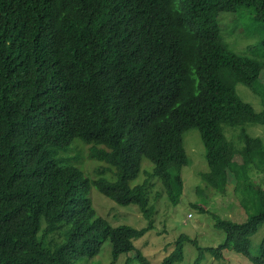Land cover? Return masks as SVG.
I'll return each mask as SVG.
<instances>
[{
  "label": "trees",
  "instance_id": "1",
  "mask_svg": "<svg viewBox=\"0 0 264 264\" xmlns=\"http://www.w3.org/2000/svg\"><path fill=\"white\" fill-rule=\"evenodd\" d=\"M242 5L264 20V0H0V264H76L106 240L113 262L135 250L138 264H152L134 241L155 228L152 178L173 204L181 199L189 128L200 131L201 176L215 190L264 171V141L245 127L264 125V108L236 90L240 82L258 92L264 63L231 49L219 23ZM223 124L242 125V146ZM78 139L113 167V181L102 174L108 167L91 180L70 162ZM144 159L153 166L144 169ZM92 185L137 205L147 224L112 225L97 213ZM255 196L260 210L245 221L214 214L222 243L201 247L180 233L161 264L182 261L185 242L198 247L195 264L225 249L264 264V237L258 255L250 251L264 223V185ZM65 226L66 240L47 245Z\"/></svg>",
  "mask_w": 264,
  "mask_h": 264
},
{
  "label": "rangeland",
  "instance_id": "2",
  "mask_svg": "<svg viewBox=\"0 0 264 264\" xmlns=\"http://www.w3.org/2000/svg\"><path fill=\"white\" fill-rule=\"evenodd\" d=\"M219 23L222 34L231 49L264 63V20L256 17L253 7L242 5L236 12H222L219 14ZM257 87L258 92H254L253 89L239 82L236 90L244 101L251 103L257 111H261L264 108V69L257 81ZM223 125L227 137L235 145L242 146L244 144L240 135L242 125ZM245 127L249 134L259 136L264 141V125L248 123ZM74 142L81 144L77 148H73L75 151L66 154L70 157V162L82 170L84 176L93 180L99 176L97 173L99 168L108 167L109 169L102 174L110 181L115 179L112 166L88 155L89 145H82L84 141L79 139ZM183 143L188 156V164L182 169L184 191L181 199L178 204H173L167 197L160 180L152 178L150 205L155 211V228L134 241L152 264H161L162 258L173 249L174 242L180 233L197 238L201 247L217 246L222 243L226 233L215 226L214 214L241 222L260 210V203L255 192L259 185H264V171L254 167L250 170V180L241 182L242 186L237 185L231 179L226 191L220 192L207 185L202 179L201 174L208 170V165L199 129L193 127L185 130ZM79 149H82L83 152ZM152 166L150 161L143 160L142 167L144 169ZM146 177L147 174L142 172L132 181V184L143 181ZM90 196L97 213L105 217L112 225L125 222L142 227L147 224V219L135 204L120 205L102 194L94 185L91 186ZM195 204H200L204 208L200 210ZM66 228L68 227L65 226L60 231L62 235L50 234L49 239H46V244L53 246L65 241ZM263 237L264 223L251 237L250 251L253 255H258ZM51 239L56 242L50 243ZM198 253V247L195 244L185 242L184 258L176 264H195ZM76 264H138V259L135 256V250H133L121 253L113 262L112 244L110 240H106L97 255L93 257L81 256ZM198 264L253 263L242 254L225 249L224 258H216L213 254L205 252Z\"/></svg>",
  "mask_w": 264,
  "mask_h": 264
}]
</instances>
